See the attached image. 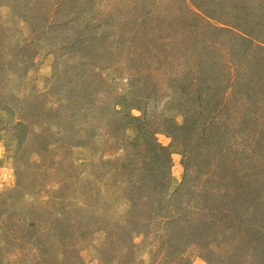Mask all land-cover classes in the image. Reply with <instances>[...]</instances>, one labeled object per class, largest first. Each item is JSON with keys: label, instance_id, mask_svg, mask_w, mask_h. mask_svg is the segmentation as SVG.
Returning <instances> with one entry per match:
<instances>
[{"label": "rangeland", "instance_id": "rangeland-1", "mask_svg": "<svg viewBox=\"0 0 264 264\" xmlns=\"http://www.w3.org/2000/svg\"><path fill=\"white\" fill-rule=\"evenodd\" d=\"M262 18L264 0H0V264L161 261L168 242L144 233L132 248L108 223L129 207L125 167L137 154L155 183L160 144L181 179L192 134L177 126L201 83L254 79L259 101L264 51L234 24Z\"/></svg>", "mask_w": 264, "mask_h": 264}, {"label": "trees", "instance_id": "trees-1", "mask_svg": "<svg viewBox=\"0 0 264 264\" xmlns=\"http://www.w3.org/2000/svg\"><path fill=\"white\" fill-rule=\"evenodd\" d=\"M245 22L234 24L239 43L264 51V18L248 29ZM260 77L259 101L258 90L251 92L254 79L242 91L237 89L241 83L231 79H226L221 93L216 79L205 93L203 83L193 89L194 114L177 126L192 137L188 145L181 144L183 172L176 184L168 176V148L160 144L156 146L164 153L158 149L155 155L162 153L164 165L155 183L142 182L149 174L144 161L135 164L137 154L126 165L123 185L129 207L120 223H108L132 248L137 245L133 239L144 233L168 242L155 264H184L189 249L201 251L207 264H264V76ZM215 88L221 98L213 96ZM0 123L1 133L7 124ZM12 125L18 128L19 123ZM136 169L140 178L132 180Z\"/></svg>", "mask_w": 264, "mask_h": 264}]
</instances>
